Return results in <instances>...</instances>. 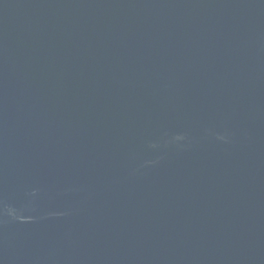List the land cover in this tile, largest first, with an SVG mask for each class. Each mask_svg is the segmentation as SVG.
<instances>
[{
    "label": "water",
    "instance_id": "1",
    "mask_svg": "<svg viewBox=\"0 0 264 264\" xmlns=\"http://www.w3.org/2000/svg\"><path fill=\"white\" fill-rule=\"evenodd\" d=\"M0 264H264V0H0Z\"/></svg>",
    "mask_w": 264,
    "mask_h": 264
}]
</instances>
